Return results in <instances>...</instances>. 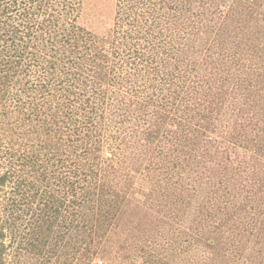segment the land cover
Wrapping results in <instances>:
<instances>
[{
    "label": "rangeland",
    "instance_id": "rangeland-1",
    "mask_svg": "<svg viewBox=\"0 0 264 264\" xmlns=\"http://www.w3.org/2000/svg\"><path fill=\"white\" fill-rule=\"evenodd\" d=\"M43 1L0 0L4 264H264V0Z\"/></svg>",
    "mask_w": 264,
    "mask_h": 264
},
{
    "label": "trees",
    "instance_id": "trees-1",
    "mask_svg": "<svg viewBox=\"0 0 264 264\" xmlns=\"http://www.w3.org/2000/svg\"><path fill=\"white\" fill-rule=\"evenodd\" d=\"M35 1H40V4H39V7H40V9L42 8V5H44V1L43 0H28V3L29 4H32V3H34ZM48 1H50V0H46V2H48ZM129 1H131V0H129ZM197 1H201V0H197ZM131 4L132 3H129V4H127V5H129V7L131 6ZM24 5H27V3L25 2L24 3ZM24 5H23V7H22V12H21V15H22V17H23V21H22V24H23V27L26 29V30H30V29H32L33 28V25L34 24H36V22H35V20H33V19H28L27 17H28V14H31V11H29V7H26V8H24ZM132 6H133V4H132ZM131 6V7H132ZM7 9H9V8H6V11H7ZM38 11H39V9H38ZM153 11V10H152ZM154 13H155V11H153ZM217 12V11H216ZM6 13V12H5ZM157 16V15H156ZM137 19H138V17H136ZM26 20V21H25ZM32 21V22H31ZM34 21V22H33ZM54 67V66H53ZM200 114H201V112H200ZM201 115H203V114H201ZM205 116H207L206 114H205ZM262 147H263V145H262ZM263 149H264V147H263ZM262 149V150H263ZM5 180H6V178H5V176H0V185L2 184V183H4L5 182ZM75 183H76V181H75V179H73L72 181H71V186H72V191H73V193H75V190H76V186H75ZM4 237H5V231H4V225H3V223H0V264H4L5 262H4V257H5V254H6V251L8 250V247L5 245V242H3V239H4ZM162 261H159L158 263H161Z\"/></svg>",
    "mask_w": 264,
    "mask_h": 264
}]
</instances>
